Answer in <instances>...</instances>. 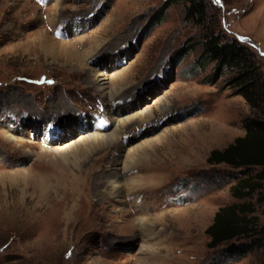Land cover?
<instances>
[{
    "label": "rangeland",
    "instance_id": "1",
    "mask_svg": "<svg viewBox=\"0 0 264 264\" xmlns=\"http://www.w3.org/2000/svg\"><path fill=\"white\" fill-rule=\"evenodd\" d=\"M186 1L0 0V264H136V254L140 259L150 251L154 258L141 264H264V190L251 201L259 235L235 243H249L246 252L235 258L226 252L228 244L207 247L204 230L217 209L242 201L229 189L244 170L208 165L206 158L242 136L244 121L254 114L226 86V77L211 73L213 64L196 68L197 44L186 52L187 41L201 39L197 27L184 19ZM204 2L217 16L218 29L253 51L264 74V0ZM87 14L92 20L78 22ZM93 33L97 46L90 45ZM59 40L67 45L50 44ZM91 46L98 50L85 65L101 73L106 87L112 75L126 70L131 83L124 87L130 93L118 102L126 115L150 109L154 116L141 127L136 121L117 138L125 149L159 138L147 162L117 176L123 182L153 166L147 169L154 184L143 191L148 211L142 214L124 193L126 203L119 208L132 214L119 217L116 198L110 197L106 209H93L92 203L105 198L94 179L100 169L105 176L115 174L116 146L101 152L86 173L88 197L81 215L68 218L64 210L72 201L59 202L69 187L65 172H72L61 149L82 135L81 125L86 134L110 130L107 112L115 111L114 103L106 111L88 71L77 68L81 57L69 61L70 50L81 54ZM163 100L168 104L157 106ZM29 116L37 131L25 123ZM42 130L46 137H40ZM5 133L17 142H7ZM138 214L162 215L148 242L135 221L129 222Z\"/></svg>",
    "mask_w": 264,
    "mask_h": 264
},
{
    "label": "trees",
    "instance_id": "2",
    "mask_svg": "<svg viewBox=\"0 0 264 264\" xmlns=\"http://www.w3.org/2000/svg\"><path fill=\"white\" fill-rule=\"evenodd\" d=\"M208 9L204 0L185 2L184 19L191 21L201 33L198 43H191V39L187 41L186 52L197 44L201 50L195 61L196 68L201 71L213 64L211 73L226 77V86L234 95L240 96L254 114L253 118L244 121L242 136L223 149L211 150L206 158L208 165L223 164L244 170L229 189L232 198L242 201L218 208L212 223L204 230L209 249L228 244L226 252L237 258L250 244L235 243L259 235L258 219L251 201L264 190V74L253 51L240 40L222 33L218 29L217 16ZM148 20L149 24L154 23L152 17ZM254 167L259 170L249 174L246 169Z\"/></svg>",
    "mask_w": 264,
    "mask_h": 264
},
{
    "label": "bare ground",
    "instance_id": "3",
    "mask_svg": "<svg viewBox=\"0 0 264 264\" xmlns=\"http://www.w3.org/2000/svg\"><path fill=\"white\" fill-rule=\"evenodd\" d=\"M90 17H92V16L90 14L89 15L87 14L85 17H83L84 19L80 18L78 20V22L79 21L84 22V21H87V19H89L88 21H90V20H92V18H90ZM74 22H73V25L71 24L72 26H75L78 24V22H76V23H74ZM54 26H56V25L54 24ZM97 35L98 34L93 33L89 37V39L91 41L90 45H92V43H94L95 46H97V42H98V38H99ZM59 41L60 42L51 41L50 44H59L60 46H62V45L66 46L67 45V43L61 42V40H59ZM90 48H93V47L91 46ZM97 50H98V48L97 49L93 48V49L88 50L86 52H85V50H83L81 54H83V53H85V54L82 56L79 52L75 51L74 49H73V52H72V50L69 51L70 52L69 61L74 60V59L79 60V58L81 57V59L77 62L78 63L77 68L79 70L85 69V71L86 70L88 71L86 75L90 78V82H89L90 85L97 90V95L100 98H102L104 101H106L105 102L107 105L106 111H108V110L110 111V109H112L113 103H114L113 108H115V111L112 110V114H109L107 112L108 118L111 122L110 130H108L107 132H94V131H92L91 133L86 134V132L84 131V130H86V128H83V126L81 125L78 127V130L82 131V135H80L79 137H77L76 140H74L70 144L65 145L66 147L61 149L62 150V155H61L62 159L67 160L69 158L70 159L69 165H72L71 166L72 172H65V176H64V178L66 179V184L69 185V187H67V190L64 189L63 195L61 196L62 201H59V202H67L66 197L68 199H70L69 201H72V203L69 204V207L66 208V210L63 209L65 211L64 213L66 214V216L70 219H72L73 217L75 218L76 215L77 216L81 215V213H82L81 204L88 197L87 196V188H88V179L89 178L87 177L86 173L91 168V166L94 165V162L101 159L99 154L101 152L105 151V149H107L109 151L110 149L114 148L115 146L117 147V149L115 150V151H117V156L113 157V159H112L113 162L115 163V168L113 170V173H115V174L112 176H105L101 173L102 172L101 169L98 170L99 174L97 175V177L95 179L94 178L93 179H94V182H96L97 185H99V187H101V189H99V190L102 191V193L105 195V198L103 200L98 198L94 203H92L93 209H94V207H95V209H98V208L99 209L100 208L106 209L105 206H106V204L109 203V200H107V197H110V198H116L115 201L119 205V206L117 205V209H118L117 212H119V215H118L119 217L122 218L125 215L132 214L131 212H129L127 210H121L119 208L120 206L122 207L126 203L125 202L126 200L124 201L123 198H121L123 193H124L128 196H132V198H131L132 199L131 200L132 206L131 207L133 208V210H135V211L138 210L137 212L142 214V213L148 211V209H146V207L144 208V206H146L147 204L144 201L143 197H145V195H146L145 192L147 191V189L150 187H153L152 184H154V183H152L153 176L148 174V170H147V169H152L153 168L152 165H145L146 167H149V168L144 167L145 168L144 170H142L140 168L143 166H140L139 169H141L143 172L141 171V173L139 175L125 178L123 182L117 180V178H118L117 176L121 177L125 173L127 174L128 171L131 172V170H133L132 166H135L137 162H147L148 156L150 153L149 149L154 150V148L156 147V143L159 141V138L154 137L153 139L140 141L139 143L134 144L131 147H127V149H125V146L122 144V142H120V143L117 142L118 136H121V134L123 132H125L126 130L131 128V126L136 121H139L138 126L141 127L143 124L147 123V121H149V119L154 118V116L152 115V112L150 109H145V110H141V111H138L136 113H133V114L126 115L125 108H123L119 105V103L122 102L121 100L125 99L130 93L129 92L130 90L127 89L126 87H124V86L131 83V82L128 83V81L126 79V77H127L126 73H125L126 70H123L121 72H116V74L112 75V77L109 79L110 87H106L105 86V84H107L106 81H104V79L100 78V76H102L101 73H98L94 68L92 69L91 67L89 68V67H86V65H85L86 59L88 57H90V55L95 53ZM115 51L118 52V50H115ZM97 63H98L97 65H101L100 61H98ZM112 65H114V64H112ZM101 66L108 67L107 65H104V64H102ZM123 95H126V96H123ZM157 104H158L157 106H159V105L166 106L168 104V101L163 100L162 102H158ZM34 121H35V119L32 118L31 116H29L28 120L25 121V123H30L29 127H31V130L35 129L33 127ZM92 121L94 123L98 122L96 119H93ZM157 121H159V120H157ZM77 123H79V117H77ZM19 126L21 127L22 125H19ZM21 129H24V128L21 127ZM44 129L45 128H43V130ZM35 130L37 131V129H35ZM43 130L41 132H39L40 137L43 135H47V132H44ZM10 131H13V130L9 129L8 132L11 133ZM30 131H26V133H29ZM51 131H53V130H51ZM51 131L49 132L50 135H52ZM3 136L5 137V140L9 143L17 142L16 141L17 138H14L12 134H6L5 133ZM123 151H126L124 161L121 159ZM144 190H145V192H143ZM136 193L137 194L139 193V194L135 195ZM136 196H138V197H136ZM59 202L56 200V204ZM139 209H141V211ZM68 210L71 212H69ZM141 214L136 215L137 217H135V219H130L129 222L132 221V223H133V221H135L137 227L139 228V232L142 234V237L144 235L143 240L145 242L146 241L148 242L149 240L155 238V235L153 233V232H155L154 231L155 222H156L157 218L161 217L162 215L156 214V216H153V215L145 216V215H141ZM143 251H144V248H140L138 253L140 254ZM150 252L147 253L146 257L144 255L143 258H140V259L139 258L137 259L138 254H136L135 259H137V260L134 259V261H136V264H141L140 262L149 261L148 259L154 258V256ZM133 256H134V254H133ZM155 263H157V262H155ZM161 263H163V262H161Z\"/></svg>",
    "mask_w": 264,
    "mask_h": 264
}]
</instances>
